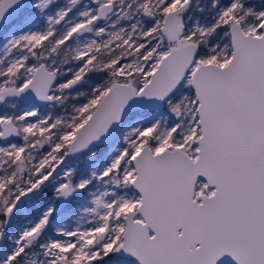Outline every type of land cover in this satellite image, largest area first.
Instances as JSON below:
<instances>
[{
    "label": "snow or ice",
    "instance_id": "6c2138e0",
    "mask_svg": "<svg viewBox=\"0 0 264 264\" xmlns=\"http://www.w3.org/2000/svg\"><path fill=\"white\" fill-rule=\"evenodd\" d=\"M0 264H264V0H0Z\"/></svg>",
    "mask_w": 264,
    "mask_h": 264
}]
</instances>
